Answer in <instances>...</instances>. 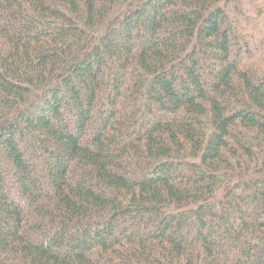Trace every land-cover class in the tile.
<instances>
[{"label":"trees","instance_id":"16d2710c","mask_svg":"<svg viewBox=\"0 0 264 264\" xmlns=\"http://www.w3.org/2000/svg\"><path fill=\"white\" fill-rule=\"evenodd\" d=\"M0 264H264V0H0Z\"/></svg>","mask_w":264,"mask_h":264}]
</instances>
